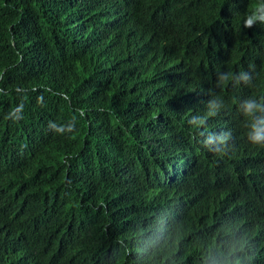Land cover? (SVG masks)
<instances>
[{
  "label": "trees",
  "instance_id": "trees-1",
  "mask_svg": "<svg viewBox=\"0 0 264 264\" xmlns=\"http://www.w3.org/2000/svg\"><path fill=\"white\" fill-rule=\"evenodd\" d=\"M261 3L0 0V264H264Z\"/></svg>",
  "mask_w": 264,
  "mask_h": 264
},
{
  "label": "clouds",
  "instance_id": "clouds-1",
  "mask_svg": "<svg viewBox=\"0 0 264 264\" xmlns=\"http://www.w3.org/2000/svg\"><path fill=\"white\" fill-rule=\"evenodd\" d=\"M255 13H258L259 14V17L260 19H264V3H261L257 6V9L255 10ZM257 16L254 15L253 17L247 19L246 21V26H251V24L253 23V20L256 19ZM236 56H241V53L238 52ZM253 61H255V63L260 66L261 65V61L257 58V57H254L253 58ZM253 109V105H248V111L251 112ZM249 141L253 144H256V145H264V135H261L259 133H257L255 136H250L249 138Z\"/></svg>",
  "mask_w": 264,
  "mask_h": 264
}]
</instances>
